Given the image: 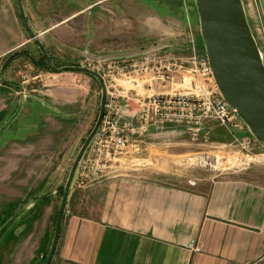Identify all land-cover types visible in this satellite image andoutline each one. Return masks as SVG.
I'll return each mask as SVG.
<instances>
[{"label": "rangeland", "instance_id": "rangeland-1", "mask_svg": "<svg viewBox=\"0 0 264 264\" xmlns=\"http://www.w3.org/2000/svg\"><path fill=\"white\" fill-rule=\"evenodd\" d=\"M252 4L243 6L264 65V44L249 15ZM41 7L34 13L42 12ZM48 10L51 19L37 17L32 31L56 67L121 54L136 58L153 46L184 58L190 53V40L198 54L204 51L194 0H54ZM78 11L80 15L66 23V42L60 31L43 32L60 18L56 14ZM25 32L29 43L0 57V264H42L48 255L61 192L94 126L101 96L95 78L42 67L41 52ZM14 52L20 53L10 58ZM189 80L185 71L177 73V93L197 92ZM159 86L145 90L141 84L137 89L144 96L163 91ZM167 125L177 126L178 186H186L185 176L204 178L206 184L240 177L264 188V145L238 115L226 126L205 118ZM248 139L250 146L241 147ZM79 173L78 167L71 188ZM252 264H264V251Z\"/></svg>", "mask_w": 264, "mask_h": 264}, {"label": "crops", "instance_id": "crops-1", "mask_svg": "<svg viewBox=\"0 0 264 264\" xmlns=\"http://www.w3.org/2000/svg\"><path fill=\"white\" fill-rule=\"evenodd\" d=\"M53 1L21 0L32 30L37 17L51 19ZM41 4L43 11L34 13ZM252 5L249 15L262 28L264 44V0ZM16 6L13 0L0 1V57L29 43ZM80 13L56 14L60 18L43 32L60 31L66 42V23ZM126 101L134 123L137 101ZM138 133L129 135L125 150L108 159L103 173L77 175L50 264H252L261 259L264 188L240 177L206 184L191 176L180 187L177 126H148Z\"/></svg>", "mask_w": 264, "mask_h": 264}, {"label": "built area", "instance_id": "built-area-1", "mask_svg": "<svg viewBox=\"0 0 264 264\" xmlns=\"http://www.w3.org/2000/svg\"><path fill=\"white\" fill-rule=\"evenodd\" d=\"M242 2L250 6L253 0ZM257 31L260 38L263 37L262 28L257 27ZM190 43V53L184 58L153 46L140 57L103 58L84 64L100 74L107 98L101 123L86 149V157L80 162L81 173H103L108 159L124 150L129 135L137 133V130H146L148 126L160 128L167 124L189 123L203 118L215 119L226 126L237 117L235 110L220 95L205 53L198 54L193 40ZM260 54L262 58L263 54ZM180 70L187 73L196 93H177L176 80ZM141 84L145 90L152 84H158L163 91L141 96L137 89ZM129 99L139 104L134 115L137 127L126 113V100ZM178 108L181 110L177 111ZM198 110L200 113H197ZM250 144L251 140L248 139L240 145L248 148ZM190 247L194 251L200 250V246L193 242Z\"/></svg>", "mask_w": 264, "mask_h": 264}, {"label": "water", "instance_id": "water-1", "mask_svg": "<svg viewBox=\"0 0 264 264\" xmlns=\"http://www.w3.org/2000/svg\"><path fill=\"white\" fill-rule=\"evenodd\" d=\"M15 2L24 28L33 38L50 70L54 73L74 71L86 74L98 81L101 90L98 116L72 162L63 187L52 242L44 262L50 264L56 250L68 194L77 169L104 115L106 88L100 74L84 65L56 67L43 43L29 26L21 0ZM194 2L204 53L216 87L224 101L235 110L248 127L250 133L264 145V65L247 21L243 2L242 0H194ZM128 57L132 56L121 54L110 56V59Z\"/></svg>", "mask_w": 264, "mask_h": 264}, {"label": "trees", "instance_id": "trees-1", "mask_svg": "<svg viewBox=\"0 0 264 264\" xmlns=\"http://www.w3.org/2000/svg\"><path fill=\"white\" fill-rule=\"evenodd\" d=\"M18 53H20V52H14V53H12V54L10 55V58H14L15 56L18 55ZM203 53H204V51H203ZM40 54H41V53H40ZM40 60L42 61V62H41V63H42V67H45V68H47V69H50V68L48 67V65H47V63H46L44 57L42 56V54L40 55ZM90 77H91V76H90ZM92 78H93V77H92ZM89 132H90V131H88V133H89ZM62 193H63V191L61 192V196H62ZM46 258H47V256H45V258H44L42 264H44ZM0 261H1V260H0Z\"/></svg>", "mask_w": 264, "mask_h": 264}]
</instances>
